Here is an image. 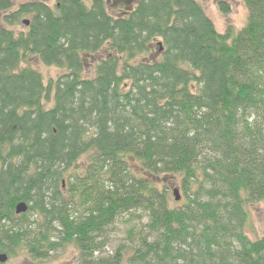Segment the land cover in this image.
Segmentation results:
<instances>
[{
	"label": "trees",
	"instance_id": "1",
	"mask_svg": "<svg viewBox=\"0 0 264 264\" xmlns=\"http://www.w3.org/2000/svg\"><path fill=\"white\" fill-rule=\"evenodd\" d=\"M14 1L0 0V253L264 264V211L248 236L264 204V0H242L245 26L223 33L196 0L116 15L104 0ZM29 56L64 73L45 85L21 68ZM138 213L130 249L106 254L117 220Z\"/></svg>",
	"mask_w": 264,
	"mask_h": 264
},
{
	"label": "rangeland",
	"instance_id": "2",
	"mask_svg": "<svg viewBox=\"0 0 264 264\" xmlns=\"http://www.w3.org/2000/svg\"><path fill=\"white\" fill-rule=\"evenodd\" d=\"M45 3L52 7L55 3V0H43ZM198 3H200L204 11L207 15V17L213 22L216 30L220 33H223L228 26L233 27L235 31L240 30L243 28L247 21V10L242 3V0H196ZM224 1L229 3L231 12L229 15H222L218 9H217V2ZM27 2V0H16L14 1V7L16 8L18 5L23 4ZM104 2L107 5V9L109 10V13L111 15L119 14L121 11L122 5H124V8L130 9L134 6L135 0H130L128 3L121 2L119 4H116L113 0H104ZM85 3L89 5L90 0H85ZM27 18H22V20H26ZM11 29L19 32L22 31V26H15L11 27ZM94 59V58H93ZM89 61V62H88ZM87 65L91 64L90 60H86ZM21 68H31L38 72L45 85L48 84V82L54 81L59 75H62L64 71L59 70L55 67H46L36 58L29 56L26 58L25 62L21 65ZM46 108H49V105H47ZM171 188V200L173 204V191L178 190L179 187L176 182L172 184H168ZM181 195V193H180ZM264 211V204L258 205L257 207H253L251 209V217L252 222L251 226L248 230V236L251 239H255L260 236L261 234V222H260V214ZM141 216V214H134L130 216H126L124 218L118 219L116 224L111 228L110 230V237L108 240V243L106 244L105 248L103 249L106 254H111L115 250L118 249L120 245L126 246V251L130 249V235L128 234L129 230L134 232V227L137 226L138 230L141 229L142 225H145L146 219L143 218L142 222L137 219V217ZM36 219V217H35ZM34 220V217L32 218ZM76 258H77V252L76 250L69 245H65L62 248H59L58 250L54 252H50L49 256L45 260H32L27 256L25 251L22 249L16 250L13 257L8 258V261L5 264H76Z\"/></svg>",
	"mask_w": 264,
	"mask_h": 264
},
{
	"label": "water",
	"instance_id": "3",
	"mask_svg": "<svg viewBox=\"0 0 264 264\" xmlns=\"http://www.w3.org/2000/svg\"><path fill=\"white\" fill-rule=\"evenodd\" d=\"M23 23L25 26H28V21L25 20ZM172 195H173L176 202L180 201V196H179L177 190H174ZM27 211H28V206L23 202L17 204L15 207V214L16 215L25 214V213H27ZM7 261H8L7 255L0 253V264H5Z\"/></svg>",
	"mask_w": 264,
	"mask_h": 264
},
{
	"label": "flooded vegetation",
	"instance_id": "4",
	"mask_svg": "<svg viewBox=\"0 0 264 264\" xmlns=\"http://www.w3.org/2000/svg\"><path fill=\"white\" fill-rule=\"evenodd\" d=\"M116 4H119L121 2L128 3L130 0H113Z\"/></svg>",
	"mask_w": 264,
	"mask_h": 264
}]
</instances>
